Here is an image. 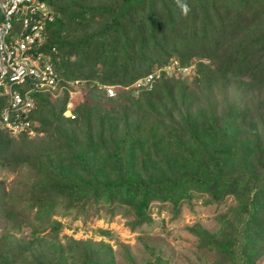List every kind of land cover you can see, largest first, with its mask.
Returning a JSON list of instances; mask_svg holds the SVG:
<instances>
[{"label": "trees", "instance_id": "16d2710c", "mask_svg": "<svg viewBox=\"0 0 264 264\" xmlns=\"http://www.w3.org/2000/svg\"><path fill=\"white\" fill-rule=\"evenodd\" d=\"M44 1L55 16L45 20L41 50L59 88L34 93L27 117L43 136L0 126V166L32 170L25 203L17 206L10 193L15 206L0 200V264H114L103 240L82 255L57 239L51 214L77 203L95 213L103 203L131 204L133 226L150 220L151 200H168L173 211L192 193L216 203L232 194L237 225L221 219L232 230L197 231L196 246L230 250L256 223L264 230V0ZM171 62L176 75L162 69L150 88L130 85ZM239 83L248 99L226 97V84ZM102 84L116 85L114 95ZM73 86L80 98L66 116ZM5 101L0 95V108ZM190 157L195 166L185 164ZM12 221L27 224L28 234L10 232ZM243 248L239 257L251 264ZM158 258L140 264H161Z\"/></svg>", "mask_w": 264, "mask_h": 264}, {"label": "rangeland", "instance_id": "374dc122", "mask_svg": "<svg viewBox=\"0 0 264 264\" xmlns=\"http://www.w3.org/2000/svg\"><path fill=\"white\" fill-rule=\"evenodd\" d=\"M76 1L87 4L91 0ZM262 23L264 24V20ZM18 27L19 24H13L11 35L17 33ZM256 32L257 30H252L253 35H256ZM169 71L168 69L167 72ZM244 77L242 79H247ZM76 86L67 87L73 90L69 96L71 106L80 98ZM245 87L246 83L226 84L224 92L229 98L240 92V95H245L243 99L247 100L250 93L243 89ZM212 95L213 101L220 97L217 92ZM243 104L247 107L251 106L248 101ZM42 134L41 131H34L31 136ZM191 159L192 157L185 164L195 166L194 160ZM31 172L32 170L26 165L19 167L18 171L0 166V200L5 201L9 206H15L11 196L7 195L10 193L17 200V206L25 203L26 195L31 189L27 184ZM196 193V196H192V193V198L182 200L173 211L172 203L168 200L149 201L147 210L150 220L133 226L130 225L133 219V207L131 204L118 201H115L112 207L110 204H100L96 213L91 207L85 205L80 210L78 203L74 204L70 211L64 213H60L59 210L62 208L58 207L56 210H59L54 211L51 218L58 220L59 228L56 236L69 254L81 253L79 250L85 248L93 240H103L111 249L114 264H130V261L136 264L148 263L153 259L154 254L159 256L158 260L161 264H248L247 260L239 257V245H243L242 250L249 255L248 259L252 260L251 264H264V232H262L264 230L257 223L252 230L246 231L243 237L241 234L237 235L239 240L232 245L230 250H220L219 247V250L217 248L207 250L196 246V242H200L203 238L198 235L197 231L204 229L214 232L219 227H221L220 231L232 230L231 226L221 223V219L230 222L232 226L237 225L238 220L234 216L236 210L240 208V205L235 204L236 200L232 194L225 195L220 202L216 203L214 200L208 201L207 193L202 191ZM62 202L61 200L60 204ZM33 210L32 208L30 212ZM174 210L178 212L174 213ZM16 217L17 220L23 218L20 213H17ZM15 221L11 222L13 229H10V232L15 236L28 234L29 226L27 224L16 225ZM3 227L4 224L0 225V230ZM39 229H43L39 231V234L48 230V228ZM35 233L38 232L35 231ZM207 246H210V243H207ZM76 257L79 256L76 255Z\"/></svg>", "mask_w": 264, "mask_h": 264}, {"label": "built area", "instance_id": "2783aa9c", "mask_svg": "<svg viewBox=\"0 0 264 264\" xmlns=\"http://www.w3.org/2000/svg\"><path fill=\"white\" fill-rule=\"evenodd\" d=\"M54 16L53 8L44 0H0V95L6 96L0 108V126L13 135L24 132L33 135L27 116L35 107L34 93L59 88L60 76L41 50L46 38L45 20L51 21ZM14 20L18 21L19 27L17 33L11 35ZM51 50H54L53 46ZM162 69L166 74L176 75L178 67H174L173 62L156 67L135 78L130 85L148 89ZM188 70L189 67H181L183 72ZM71 83L76 84L77 80ZM101 86L108 96L114 95L116 85ZM72 92L67 88L64 115H72L69 98Z\"/></svg>", "mask_w": 264, "mask_h": 264}]
</instances>
